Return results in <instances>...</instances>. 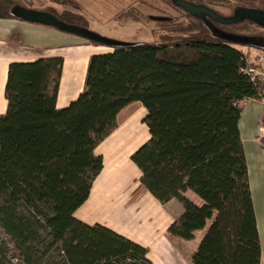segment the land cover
<instances>
[{
  "label": "trees",
  "instance_id": "obj_1",
  "mask_svg": "<svg viewBox=\"0 0 264 264\" xmlns=\"http://www.w3.org/2000/svg\"><path fill=\"white\" fill-rule=\"evenodd\" d=\"M170 1L187 21L149 18L181 34L93 54L83 91L65 108L56 106L63 57L10 63L8 108L0 115V229L21 249L24 264H154L148 248L74 215L104 166L96 147L134 101L145 106L150 133L131 156L141 182L161 203L176 198L184 206L169 237L189 240L206 229L193 264H260L239 122L242 102L264 98V85L251 79L247 70L258 65L238 45L264 50V26L236 15L264 11V0H184L209 10L200 13ZM18 5L0 0V18L15 17ZM46 11L87 27L71 10Z\"/></svg>",
  "mask_w": 264,
  "mask_h": 264
},
{
  "label": "crops",
  "instance_id": "obj_2",
  "mask_svg": "<svg viewBox=\"0 0 264 264\" xmlns=\"http://www.w3.org/2000/svg\"><path fill=\"white\" fill-rule=\"evenodd\" d=\"M18 20L23 19L16 16L0 18V115L5 114L8 108L5 88L10 63L31 62L53 56L64 59L56 106L58 109L67 107L83 91L89 60L93 54L100 53L98 47L81 36L77 39L74 37L76 34L68 35L72 33L44 24L39 27L28 25L37 36L25 40V34L17 24L23 21ZM243 51L247 53L246 49ZM252 54L257 56L256 52L248 54V61L263 67L264 55L257 56L254 61L251 59ZM258 100L243 101L239 128L260 235V264H264V145L257 139L264 104ZM141 104L132 106L137 108ZM143 106L142 113L135 109L132 114L129 108L124 107L117 116L116 130L96 147L95 152L103 157L104 166L93 182L88 200L74 215L89 225H105L148 248V257L154 264H193V255L206 229L197 230L194 238L189 240L170 238L167 230L182 215L184 206L176 198L167 203L156 199L142 184L141 171L131 159L142 144L128 147L129 141L133 140V133H127L126 122L136 118L146 124L144 118L147 112ZM184 194L197 205L203 204L193 191L188 190Z\"/></svg>",
  "mask_w": 264,
  "mask_h": 264
},
{
  "label": "rangeland",
  "instance_id": "obj_3",
  "mask_svg": "<svg viewBox=\"0 0 264 264\" xmlns=\"http://www.w3.org/2000/svg\"><path fill=\"white\" fill-rule=\"evenodd\" d=\"M16 1L19 4L32 9H42L46 11V8L50 10H52L53 8L57 12L59 11V14H68L67 11L71 10L72 13L80 14L86 19L87 23L85 24H87L88 29L95 31L102 36L123 42L153 43V42H160L162 40H166L165 38H167L168 36L176 37L178 34H181L180 32H171L167 30L165 28L166 25L164 24V22L162 23L151 20L149 18V15L151 14L158 15L159 17L160 15H166V16H171L174 19L177 18L176 20L179 19V21H184V22L187 21L185 19L186 15H184L177 8L175 9L172 6L170 0H66V1H70L71 4H69V6L64 5L63 3L62 4L51 3L49 0H44L43 2H40L39 0H35L36 2H30V0H16ZM60 16L63 17V15ZM18 21H23V22H17V24L19 25V30L25 34L24 35L25 40H30L31 38L37 36V33L32 31L30 28H28V25H30V27H39L41 26V24L27 22L24 20H18ZM68 35H74V34H68ZM74 37H76L77 39L81 38L80 36L77 35ZM95 45L96 47H98L100 53L112 50V47L104 44H99V45L95 44ZM238 47H240L242 50L246 49L247 53L246 52L245 53L247 55L254 52H256L257 56L264 55V50L262 49L243 46V45H238ZM257 56L252 54L251 59L256 61ZM249 68H254V67L251 66ZM256 70L264 71V66L263 67L258 66ZM261 80L262 82L260 83V85L261 84L264 85L263 76ZM261 99L263 98H260L258 101L264 104V101ZM132 103L126 106L127 108H129L128 110L130 111V113L132 114L135 111V109L137 110V112L142 113V106H143L142 104L139 105L137 108L132 106L133 104H139L141 102L134 101V103L133 104ZM263 120H264V113L260 118L259 127H258L260 135L257 138L258 141L262 143H263L264 135L263 134L261 135V131H262L261 126L263 125ZM126 130L127 133H133L132 134L133 140H131V142L129 141L130 146L128 147L131 146L138 147L139 145L145 143L150 138V133L147 124L144 123L142 124L141 121H137L136 118L131 119L130 121L127 120ZM0 264H24V255L21 249H18L13 244V242L10 241V239L3 232L2 229H0Z\"/></svg>",
  "mask_w": 264,
  "mask_h": 264
},
{
  "label": "water",
  "instance_id": "obj_4",
  "mask_svg": "<svg viewBox=\"0 0 264 264\" xmlns=\"http://www.w3.org/2000/svg\"><path fill=\"white\" fill-rule=\"evenodd\" d=\"M178 3L184 9H186L191 13H200L202 11H209L208 9H205L203 6H195L188 1L178 0ZM13 14L16 17H19L25 21L40 23L48 26H54L68 33L76 34L83 38L89 39L90 41H96L98 43L110 46L112 48L129 47L132 45V42H123L119 40H114L112 38L102 36L99 33L88 29L87 27L67 23L59 19L55 14L49 11L32 9V8H27L23 5H18L14 7ZM156 18L158 19L159 17ZM245 18L252 19L258 24L264 26V11L253 8H245L240 10L236 15V19H245Z\"/></svg>",
  "mask_w": 264,
  "mask_h": 264
},
{
  "label": "built area",
  "instance_id": "obj_5",
  "mask_svg": "<svg viewBox=\"0 0 264 264\" xmlns=\"http://www.w3.org/2000/svg\"><path fill=\"white\" fill-rule=\"evenodd\" d=\"M247 72L249 73V75L251 76V79L255 83H257V82H260L261 83L262 82L261 78H262V76L264 78V71L256 70V68H249L247 70ZM261 100L264 101V98L261 99ZM261 129H262V131L260 130L261 131V135L262 134L264 135V120H263V125L261 126ZM263 143H264V136H263Z\"/></svg>",
  "mask_w": 264,
  "mask_h": 264
}]
</instances>
